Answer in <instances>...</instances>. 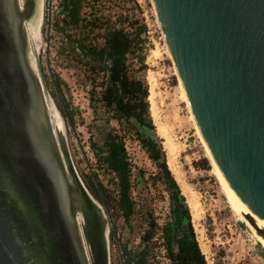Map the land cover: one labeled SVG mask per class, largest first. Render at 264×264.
Returning <instances> with one entry per match:
<instances>
[{"label": "water", "instance_id": "obj_1", "mask_svg": "<svg viewBox=\"0 0 264 264\" xmlns=\"http://www.w3.org/2000/svg\"><path fill=\"white\" fill-rule=\"evenodd\" d=\"M150 2L211 160L264 227V0ZM50 9L46 69L74 131L47 60ZM43 10L44 0H0V264H110V232L123 264L110 210L78 175L44 82L29 29L41 45Z\"/></svg>", "mask_w": 264, "mask_h": 264}, {"label": "rangeland", "instance_id": "obj_2", "mask_svg": "<svg viewBox=\"0 0 264 264\" xmlns=\"http://www.w3.org/2000/svg\"><path fill=\"white\" fill-rule=\"evenodd\" d=\"M46 2L44 0L42 44L39 46L41 70L46 88L64 121L76 171L94 198L89 177L97 188L99 182L114 195L116 186L113 174L97 166L90 142L101 145V134L109 128L114 129L123 137L128 154L134 212L128 222L120 216L112 217L123 264H133L142 251L146 252V264H171L162 239V227L171 221L169 199L163 186L154 180L157 169L147 158L134 133L125 127H119L114 121L106 125L105 115L100 109L97 116L92 113L86 93V68L74 55L71 56L64 50L66 43L62 29H66L75 38H78L80 31L85 30L84 37L88 35L87 43H101L99 35L107 27L114 25L123 27L125 31H132L130 23L145 25L141 38L144 39L146 68L137 75L148 86L153 135L160 141L166 161L168 158L172 160L173 177L178 174V186L185 197L193 234L204 263L264 264V252L257 242L256 231L232 207L226 187L220 183L193 125L150 0H82L80 16L83 21L81 28L77 29L62 22V0H51L47 60L52 76L59 84L64 104L67 103L72 112L74 131L61 112L46 69ZM189 201L195 209L191 208ZM110 213L112 216V211ZM148 235H151V239L144 240ZM109 257L110 264H120L112 232L109 234ZM129 259L132 261L128 262Z\"/></svg>", "mask_w": 264, "mask_h": 264}, {"label": "trees", "instance_id": "obj_3", "mask_svg": "<svg viewBox=\"0 0 264 264\" xmlns=\"http://www.w3.org/2000/svg\"><path fill=\"white\" fill-rule=\"evenodd\" d=\"M82 0H62V22L70 28H81L83 19L80 16ZM132 31L123 27H107L103 29L101 43L86 42L88 35L80 31L78 38L62 29L65 38V51L86 68V93L89 107L97 116L98 109L105 115L107 125L114 121L119 127L133 132L136 140L144 150L147 158L154 164L157 173L154 180L159 182L169 199L171 221L162 227L163 246L171 264H205L190 223V213L178 183L167 166L165 153L160 141L154 137V126L149 114L148 86L138 77V73L146 68L144 39L141 34L145 25L130 23ZM87 34L89 31H86ZM58 88L59 84L55 80ZM60 92V90H59ZM55 94V92H54ZM55 97L57 98L56 94ZM58 100V98H57ZM64 101V100H63ZM62 114V106L58 100ZM70 119L72 112L67 103L64 104ZM102 143L90 142L97 166L114 176L116 194L107 191L98 181V188L90 178L94 195L99 199L102 194L112 217L120 216L126 222L134 212L131 198V166L123 137L114 129L101 134ZM205 164L206 161L204 160ZM151 235L144 237L150 240ZM146 252L142 251L133 264H146ZM132 260H128L131 262Z\"/></svg>", "mask_w": 264, "mask_h": 264}, {"label": "bare ground", "instance_id": "obj_4", "mask_svg": "<svg viewBox=\"0 0 264 264\" xmlns=\"http://www.w3.org/2000/svg\"><path fill=\"white\" fill-rule=\"evenodd\" d=\"M41 27H42V25H40V22H38V29H41ZM36 26L34 27L33 25H31V26H29V29L31 30V33L33 34L34 33V35H33V40H34V43L36 42V50L39 52V46H40V44H39V42H37V40L39 39L38 38V35L37 34H35V32H38V30L36 31ZM40 34V33H39ZM169 54V53H168ZM170 57V56H169ZM176 71V70H175ZM179 85H180V82H179ZM180 88H181V90H182V87H181V85H180ZM182 93H183V95H184V92H183V90H182ZM184 98H185V95H184ZM185 101H186V98H185ZM188 107V106H187ZM190 116H191V114H190ZM191 119H192V122H193V125H194V127H195V129H196V131H197V128H196V126H195V123H194V121H193V118H192V116H191ZM197 133H198V131H197ZM198 135H199V133H198ZM202 140V139H201ZM202 143H203V146H204V149H205V151H206V154H207V156H208V158H209V160H210V163H211V165H212V167H213V169L215 170V172H216V174H217V176H218V179L220 180V183H222L225 187H226V193H227V195H228V197H229V200H230V202L232 203V207H234L235 208V211L236 212H238L239 214H240V216H241V218L242 219H244V221L249 225V227L253 230V231H255V229H254V227H252V225H251V223L250 222H253V224L256 226V227H258V228H260V229H264V227L241 205V203L238 201V199L235 197V195L233 194V192L230 190V188L228 187V185L226 184V182L224 181V179L222 178V176L220 175V173H219V171H218V169H217V167L215 166V164L213 163V161L211 160V158H210V155H209V153H208V151H207V148H206V146H205V144H204V142H203V140H202ZM169 153V152H168ZM167 166H168V168L170 169V171H173L172 169H173V165H172V160H171V158H168V160H167ZM174 172V171H173ZM172 172V173H173ZM174 175H175V173H174ZM176 175L178 176V174L176 173ZM175 177V180H176V182L177 183H180V182H178V177ZM179 185V184H178ZM222 185V186H223ZM182 187V186H181ZM224 187V188H225ZM188 203V202H187ZM189 205L191 206V208H194V206L191 204V202L189 201ZM195 209V208H194ZM257 235V234H256ZM257 242L261 245V247L262 248H264V238L263 237H261V236H259V235H257Z\"/></svg>", "mask_w": 264, "mask_h": 264}, {"label": "flooded vegetation", "instance_id": "obj_5", "mask_svg": "<svg viewBox=\"0 0 264 264\" xmlns=\"http://www.w3.org/2000/svg\"><path fill=\"white\" fill-rule=\"evenodd\" d=\"M97 200H99V199H97Z\"/></svg>", "mask_w": 264, "mask_h": 264}]
</instances>
